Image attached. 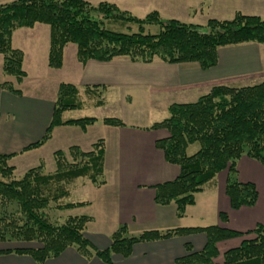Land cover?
Here are the masks:
<instances>
[{
	"label": "trees",
	"instance_id": "obj_1",
	"mask_svg": "<svg viewBox=\"0 0 264 264\" xmlns=\"http://www.w3.org/2000/svg\"><path fill=\"white\" fill-rule=\"evenodd\" d=\"M37 23L50 26L49 65L54 68L63 65L64 48L69 43L77 45L82 63L91 59L110 61L128 57L144 63L155 59L167 63L197 62L203 69L218 64L219 47L245 42L264 44V18L241 12L229 20L211 18L202 26L164 18L156 10L141 18L108 1L93 4L88 0H13L0 4V53L4 56V73L19 81L26 76L24 53L13 47L12 35L18 28L33 27ZM148 26H158L159 31L148 32ZM0 86L15 94L22 93L8 81ZM101 103L99 100L98 104ZM82 106L79 89L74 84L61 83L44 136L25 149L44 144L56 126L79 125L86 129L98 121L88 116L63 118L65 111ZM103 122L125 125L116 117H105ZM148 129L168 131L167 136L156 141V146L169 163L180 168L176 179L154 186L157 204L174 202L177 216L183 217L187 206L196 203V194L225 169L229 172L226 194L231 207L239 209L257 203V186L239 180L237 162L247 155L264 166V81L244 86L215 85L194 102L171 104L169 116L154 122ZM196 143L198 150L190 154L189 147ZM13 155L0 153V203L5 209L12 204L16 206L0 213V242L15 239L35 245L0 250V253L29 254L42 263L58 257L68 247H75L87 258L97 256L111 264L115 253L130 256L136 243L202 232L207 238L205 246L195 250L191 242H186V254L177 258L176 264H264V225L261 223L246 232L212 224L145 230L137 235H128L127 226L121 225L111 235L107 248H96L85 235L92 216H68L64 222L54 223L45 210L51 201L67 197L68 185L77 178L87 177L96 186L106 183L104 140L99 139L89 151L77 145L67 152L57 150L54 172H47L41 163L28 169L20 179L14 178L15 166L9 164ZM88 203L69 202L59 207L70 209ZM220 215L222 220H228L226 213ZM251 234L254 237L245 238ZM236 237L244 239L238 247L224 252L222 263L217 262L218 243Z\"/></svg>",
	"mask_w": 264,
	"mask_h": 264
},
{
	"label": "crops",
	"instance_id": "obj_2",
	"mask_svg": "<svg viewBox=\"0 0 264 264\" xmlns=\"http://www.w3.org/2000/svg\"><path fill=\"white\" fill-rule=\"evenodd\" d=\"M10 1L13 0H0V4ZM88 1L95 4L109 1L122 9H131L138 15H147L156 10L164 18L200 25L211 18L233 19L238 12L264 18V0ZM50 41L51 29L48 24L37 23L33 27H21L14 31L12 45L24 53L23 69L26 76L22 81L15 76L16 82L7 78L9 76L3 71L4 56L0 53V84L11 82L22 92L15 94L0 86V153L14 154L9 159V164L16 169L20 166L24 173L41 163L45 167L49 164L53 172L56 170L55 151L67 152L73 145L86 151L83 142L87 140L90 129L99 127V135L87 142L91 150L99 139L104 140L106 183L96 186L90 179L83 178L79 190L86 198L82 201L89 203L74 208L79 209L81 215L92 216L86 226L85 235L96 248H107L111 243V235L121 225L127 226L128 235H137L145 230L212 224L246 232L254 229L258 223L264 225V166L247 155L238 160L237 169L240 181L253 182L257 186L259 198L254 206H243L239 209L231 207L226 194L229 174L227 169L218 173L213 181L204 186L203 191L196 194V203L187 206L183 217L177 216L174 202L167 205L157 204L154 186L176 179L180 168L169 163L164 152L156 146V141L167 136L168 131L148 129L154 122L169 116L171 104L194 102L215 85H234V80L264 71V44L245 42L219 47V62L208 69H203L197 62L167 63L155 59L153 62L144 63L132 61L128 57H116L110 61L91 59L82 63L78 58L77 46L70 47L67 44L64 48L63 65L54 68L49 65ZM28 77L37 81L39 88H43L41 84L51 86L53 94L56 92L55 95L45 94L44 91L31 92L21 87ZM61 83L74 84L79 89V97L84 92L97 108L107 105L109 98L115 97L124 101L128 107L141 103L144 108L141 112L128 115L134 122L131 124L124 122L125 125L120 126L108 125L103 122V118H98V121L86 129L79 125L56 126L51 138L44 144L25 149L44 136L53 116ZM105 93L109 95L108 98L103 97ZM99 100H102L101 104H98ZM81 102L83 106L79 110L85 106L82 100ZM67 112L63 114L64 119H69L66 117ZM142 117L150 119V125H146L144 121L138 123L143 120ZM105 134L112 136L114 161L111 166L106 160ZM222 212L227 214V221L221 219ZM253 236L251 234L245 238ZM243 239L244 237H236L220 241V254L216 261L222 263L224 252L238 247ZM206 240V235L200 232L139 242L133 246L128 257L115 253L111 264H176V259L186 254V242H191L195 250H201ZM23 243L28 246L34 244ZM15 248L17 247L0 246V250ZM0 264L109 263L97 256L87 258L75 247H68L58 257L42 263L29 254L4 252L0 253Z\"/></svg>",
	"mask_w": 264,
	"mask_h": 264
},
{
	"label": "rangeland",
	"instance_id": "obj_3",
	"mask_svg": "<svg viewBox=\"0 0 264 264\" xmlns=\"http://www.w3.org/2000/svg\"><path fill=\"white\" fill-rule=\"evenodd\" d=\"M93 4H95V3H93ZM125 9H128V8H125ZM125 9H123V10H125ZM128 11H130L134 15L141 17V18L146 16V15H138V14L132 12L133 10H131V9H128ZM206 24L207 23L203 24L202 26H205ZM117 29H120V27H118ZM132 29H137V27L136 28L132 27ZM147 31L152 32V33H157L159 31V27L158 26H148ZM69 46L70 47H76L77 45L75 43H69ZM263 75H264V71L254 75V76H248V78L246 77L244 79L234 80L232 82V84H234V86L254 85V84H257V83L264 81ZM7 76H9V77H7L8 79H10V78H12L14 80L16 79V78H14L13 75H11V76L7 75ZM29 76H31V75H29ZM15 82H16V80H15ZM36 82L37 81L31 80V78L28 77L27 79H25V83L21 87H24L26 90L31 91V92H35V91L36 92H38V91L42 92V91H44L45 94L55 95L56 92H54V94H53V89L51 88V86H46L45 84L44 85L41 84L43 86V88H39V87H37ZM108 96L109 95L106 93L103 95V97H106V98H108ZM80 99L85 103L84 108L80 109V110L79 109L68 110V112L66 113V117H69V119L70 118H82V117H87V116L88 117H96V118L116 117V118L121 119L123 122H126L127 124H131L134 122H133L132 118H129L128 115L133 113V112H137V111L141 112L142 109L144 108L143 104H141V103H134L133 107H128V106H126V103H124V101L119 100L118 97L109 98L110 100L108 101L107 105H105L101 108H97L93 104V101H91L90 98H88L84 92H82ZM142 119L143 120H139L138 123H140L141 121H144V123H147L146 125H150V119L145 118V117H142ZM96 126H101V125H96ZM98 128L99 127H92L90 129V131L87 135V140L88 139H94L97 135H99L100 131ZM104 137H106V160H107V164H109V166H111L112 162L114 161V152H113L114 149H113L112 144H111V142H112L111 137L112 136H111V134H105ZM87 140H85L83 142V148L86 151H89L91 146H90V144H88ZM198 148H199L198 143L193 144L189 147L188 152L190 154H192V153L196 152L198 150ZM68 158L71 159L69 154H68ZM45 169L47 172H52L53 168H51V166L48 164L45 167ZM23 175H24L23 168H21L20 166L17 169L15 168L14 178L20 179ZM83 178H87V177L77 178L74 182H72L71 184L68 185V188L70 190V194L67 197L60 198L58 200H54V201H51L49 203V206L45 210V213L47 214V217L49 218L50 221H52L54 223H62L67 219L68 216H75V215L80 214L79 209H74V208L62 209L59 207V205L69 203V202H78V201H82L83 199H86L84 197V194L82 193V191L79 190L80 182ZM64 187L67 188V184ZM15 207H16L15 204H12L10 206H7V209H5L6 207H4L0 203V213H2L4 211H10L12 209H15ZM32 245H35V244H32ZM0 246L1 247H19V246H28V245L24 244L21 241L11 239V240H8L4 243H1Z\"/></svg>",
	"mask_w": 264,
	"mask_h": 264
}]
</instances>
